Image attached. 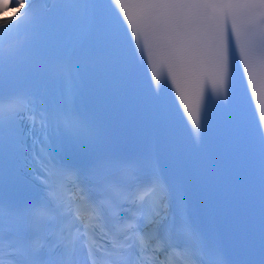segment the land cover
I'll return each instance as SVG.
<instances>
[{"label":"snow or ice","instance_id":"obj_1","mask_svg":"<svg viewBox=\"0 0 264 264\" xmlns=\"http://www.w3.org/2000/svg\"><path fill=\"white\" fill-rule=\"evenodd\" d=\"M9 7L16 13L0 20V264H264V0H0V13ZM40 32L50 46L33 51ZM128 49L140 64L147 55L148 90L162 108L166 71L197 141L205 83L225 106L235 99L232 121L249 141L248 222L232 252L196 219L154 146L115 147L85 118L82 70L103 59L131 73ZM18 172L34 195L5 193L3 177Z\"/></svg>","mask_w":264,"mask_h":264}]
</instances>
